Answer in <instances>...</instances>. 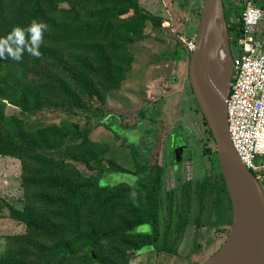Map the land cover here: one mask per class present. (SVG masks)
Instances as JSON below:
<instances>
[{"label":"rangeland","instance_id":"374dc122","mask_svg":"<svg viewBox=\"0 0 264 264\" xmlns=\"http://www.w3.org/2000/svg\"><path fill=\"white\" fill-rule=\"evenodd\" d=\"M242 1L264 8V0ZM201 4L202 0H0V40L8 46L31 45L29 22L22 28L24 45L6 36L9 25L36 14L35 21L47 25L39 58L27 47L22 66L21 59L16 61L7 51L0 58V264H94L61 260L62 254L54 252L60 246L78 249L87 239L110 264H200L221 245L228 230L220 226L224 217L218 215L214 193L202 204L192 194L190 222L177 252H137L142 237L114 231L142 220L132 204L113 203L129 196L141 203L142 185L134 184L138 174L143 182H152L161 167L160 228L169 221L173 232L187 182L195 190L205 177L220 172L218 159L203 153L205 144L215 146L190 90L189 55L184 60L168 55L184 49L181 37L195 34ZM59 13L63 22L52 15ZM234 34L232 27L230 35ZM64 35L68 38L62 41ZM230 52L238 53L232 39ZM45 56L59 63L61 59L63 69ZM73 58L81 63L71 66ZM69 72L81 75L84 83L63 86L59 94L34 95V80L50 76L62 84L61 76ZM53 87L60 89L54 83ZM110 122L116 124L117 134L106 126ZM87 127L90 130L82 134ZM110 166L120 169L104 173L102 184L135 186L106 187L70 212L73 191L93 184L95 173ZM260 182L264 188V178ZM223 197L220 208L230 203L227 193ZM198 213L204 224L196 228L192 222ZM139 229L149 230L148 225Z\"/></svg>","mask_w":264,"mask_h":264},{"label":"water","instance_id":"95a60500","mask_svg":"<svg viewBox=\"0 0 264 264\" xmlns=\"http://www.w3.org/2000/svg\"><path fill=\"white\" fill-rule=\"evenodd\" d=\"M194 40L188 80L211 131L232 210L226 238L200 264H264V188L239 160L227 131L232 55L222 0H202Z\"/></svg>","mask_w":264,"mask_h":264},{"label":"trees","instance_id":"16d2710c","mask_svg":"<svg viewBox=\"0 0 264 264\" xmlns=\"http://www.w3.org/2000/svg\"><path fill=\"white\" fill-rule=\"evenodd\" d=\"M223 2V8H224V14H225V19L227 22V28H228V32L230 33L232 30V27H234V24H231L228 20H227V15H230L231 12L233 10H237V13L234 14L235 16H239L242 9H243V1L242 0H222ZM242 4V7L240 8L237 5ZM24 5H21V7ZM27 6V5H26ZM81 13V10L78 12V14ZM37 15V14H36ZM35 15V18L37 17ZM57 16V20L60 22H63L65 20L64 17H61L60 13L57 14H52ZM35 18H33L32 16L29 19H24V20H20L18 21V23H14L12 25H9V29L5 31L6 36L11 34L13 31V28L15 26L20 27L21 29L26 25V22H29V26L31 25V21L35 20ZM77 20V17L73 20L75 21ZM67 23H71L72 21H70L69 19H67ZM109 22H111V19L108 20V24ZM44 23L46 24V22L44 21ZM234 29V28H233ZM80 35V34H79ZM62 41L65 40L66 38H68V35H64V37H62ZM60 40V39H59ZM9 42L7 41V46H8ZM175 52V51H174ZM169 57L175 58L177 60H184L186 58V56L188 55L184 49H180L178 47V49H176L175 53H169L168 54ZM46 58H51L53 59V63L58 64L59 63V59L58 58H52L49 56H45ZM9 58V57H8ZM76 59H79L78 57ZM76 59H70V65L74 66L76 64H79L81 62H78ZM33 61V60H31ZM12 64L13 61H11ZM26 60L25 59H21L19 61V65L22 66V64H25ZM39 64V63H38ZM60 68L63 69V65L61 63V59H60ZM33 66H36L37 64H35V62H32ZM17 73V70H16ZM64 77L61 76L63 83L61 84L59 82V80L57 78L54 77H48V79H45L44 77V81L43 79H39V80H34L36 81V85H35V94L34 95H40V94H45V95H51V92H59V91H64L62 89V87H70L74 84L77 83H84V79L81 75L79 74H73L71 72H69L66 75H63ZM47 80V81H46ZM43 81V82H42ZM42 82V83H41ZM53 83L56 84L58 86V88L60 89H55L53 87ZM42 92V93H41ZM59 94V93H58ZM53 97V95H52ZM62 97H67L70 98V96H62ZM198 111L200 112V110L198 109ZM113 119V118H111ZM202 120L203 123L206 126V131L208 133V138L210 140L213 141L212 138V134L210 129L208 128L206 121L204 120L203 116H202ZM111 123V122H110ZM111 131H113V133L117 134L115 130H117V126L116 124H107L106 125ZM116 128V129H115ZM90 130V128H86L84 132H82V134H87V132ZM143 135V134H142ZM139 141H140V137ZM209 139H207V142H209ZM123 143H125L131 150H135V147H133L132 145H130L127 141H123ZM214 143V141H213ZM215 146V145H214ZM2 153H6L4 150L1 151ZM203 153L206 154H211V156L213 157V155L218 159L217 157V152H216V148L212 147L210 144H205L204 149H203ZM120 168H115L113 166L107 167L106 170H100L97 173H95V181L93 184H88V185H82L80 187H78L76 190L73 191V199L71 203V210H69L70 212L74 209H77L79 206L80 208L82 207L83 203L85 202V200L87 199H93L99 192L101 189H104L106 187H115V186H119V185H127L129 187H133L136 184L138 185H142V192L143 194V198L140 204H135L133 200L126 197V198H118L115 199L113 201V203L115 204H121V205H126V204H132L134 207H136L138 209V212H140L141 218L142 220H137L134 221L132 223H129L127 226L125 225L124 227L115 229V233L118 235H128L131 237H137L140 238L142 237L144 243L139 244V246H141L139 249H137V252L146 250V249H153V248H157V249H162L167 253H173V252H177L176 250V246H177V242L180 239L181 236H183V233L185 232V228L186 225L190 222L189 221V211L191 210L190 208V204H191V199H192V194H195V196L199 199V201L201 202V204L203 203V201L206 199V197L208 195L211 194H215V199L217 200V212L219 216H225V214L227 212L228 213V219L227 222L230 224L231 222V216H232V210H231V204H227V205H223V208L226 209V211H223V208L218 207V204H221V200L224 198V194L227 193L226 190V186H225V182H224V177L222 172L220 171L218 174L213 175L212 177H205L203 179V181L199 184L198 188H195V190H193V185L190 181L187 182V185H185L184 187V191L186 192V200L184 202V204L182 205V212L181 209L177 211V219L174 222V231L171 232L170 230V224L169 221L166 222V224L163 226V228H160L161 226V216H162V200H161V191H162V179L160 177V173H161V167L156 168V171L154 173L155 179L152 182H143L142 180L139 179V174H138V179H137V183H134L135 185L130 186V184L128 183H117L115 185H108V184H102L101 182V176L108 172V171H113V170H118ZM170 194V198L172 195V191L169 192ZM228 194V193H227ZM230 201V200H229ZM215 202V200H214ZM112 204V203H110ZM221 206V205H220ZM78 208V209H80ZM171 209V204H170V208ZM52 211V210H50ZM71 218V217H70ZM69 218V219H70ZM194 222H192L193 224H196V228L198 226H201L204 224L203 219H202V215L201 213H198L197 216L194 218L193 220ZM216 223V221H215ZM142 225H148L149 230L147 231H140L139 227ZM44 227L50 229L51 226H47L45 224H43ZM70 229H67L63 234H65L66 232H68ZM195 232V231H194ZM62 234V235H63ZM175 234V236H174ZM61 236V235H60ZM59 237V236H58ZM171 238V240H169ZM197 231L194 233V237L193 240L194 242H197ZM52 240V236L49 237L47 242L51 243ZM54 252L55 253H61L62 254V258H60L61 260L64 259H68L67 261L71 262V260L73 259H77V260H90L92 261L94 264H110L106 261H104V259H102L99 255L98 252L95 248V244L93 242L92 239H87V241L78 249L77 248H70L67 246H60V247H56L54 248Z\"/></svg>","mask_w":264,"mask_h":264},{"label":"built area","instance_id":"2783aa9c","mask_svg":"<svg viewBox=\"0 0 264 264\" xmlns=\"http://www.w3.org/2000/svg\"><path fill=\"white\" fill-rule=\"evenodd\" d=\"M238 49L232 56V79L225 101L227 131L239 160L264 178V8L247 1L233 20ZM195 34L181 37L187 54L195 48Z\"/></svg>","mask_w":264,"mask_h":264},{"label":"clouds","instance_id":"9594fccd","mask_svg":"<svg viewBox=\"0 0 264 264\" xmlns=\"http://www.w3.org/2000/svg\"><path fill=\"white\" fill-rule=\"evenodd\" d=\"M47 25L36 22L35 20L28 27L27 31L31 34V45H24V30L20 27H14L12 33L9 35V39L13 36L16 38L17 45H24V47L17 46L15 48L7 46V41L0 40V58L5 57V51L16 61L22 58L24 48L33 56L39 58L41 53L38 51L39 44L42 41V30H44Z\"/></svg>","mask_w":264,"mask_h":264},{"label":"crops","instance_id":"0c3cea01","mask_svg":"<svg viewBox=\"0 0 264 264\" xmlns=\"http://www.w3.org/2000/svg\"><path fill=\"white\" fill-rule=\"evenodd\" d=\"M229 16H230V23H231V24H232L233 20H235V19L238 17V16L235 17V15H232V14H230ZM263 174H264V172H263ZM228 213H229V212H227V213L225 214V216H224V217H225V218L223 219L224 222L228 219ZM231 217H232V216H231ZM220 226H221V228H224V227L227 228V227H228V224L225 222V223H222Z\"/></svg>","mask_w":264,"mask_h":264},{"label":"flooded vegetation","instance_id":"af4514ba","mask_svg":"<svg viewBox=\"0 0 264 264\" xmlns=\"http://www.w3.org/2000/svg\"><path fill=\"white\" fill-rule=\"evenodd\" d=\"M190 90H191V87H190ZM193 97H194V96H193ZM196 104H197V103H196ZM197 106H198V105H197ZM198 109H199V108H198ZM177 136H179V135H176L175 138L173 139V147H175V145H176V138H177ZM185 146H186V144H185ZM184 149H185V148H184ZM184 152H185V150H184ZM184 152L180 155V158H181V159L184 158V155H183ZM176 153H177V152H176ZM176 153H175V154H176ZM173 154H174V152H173ZM176 155L179 156V154H176ZM182 157H183V158H182ZM220 171H221V169H220ZM224 218H225V217H224ZM224 223H225V222H224ZM230 223H231V222H230ZM221 224H222V223H221ZM221 224H220V225H221ZM229 226H230V224H229L228 227L226 228L227 230L229 229ZM224 228H225V227H224ZM221 244H222V243H221Z\"/></svg>","mask_w":264,"mask_h":264}]
</instances>
